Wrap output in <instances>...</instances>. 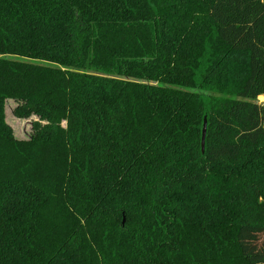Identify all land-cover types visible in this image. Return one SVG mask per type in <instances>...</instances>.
Instances as JSON below:
<instances>
[{"label": "trees", "instance_id": "1", "mask_svg": "<svg viewBox=\"0 0 264 264\" xmlns=\"http://www.w3.org/2000/svg\"><path fill=\"white\" fill-rule=\"evenodd\" d=\"M260 95L264 0H0V264H264Z\"/></svg>", "mask_w": 264, "mask_h": 264}, {"label": "rangeland", "instance_id": "2", "mask_svg": "<svg viewBox=\"0 0 264 264\" xmlns=\"http://www.w3.org/2000/svg\"><path fill=\"white\" fill-rule=\"evenodd\" d=\"M5 109V117L7 122L12 126L15 135L18 138H27L30 134V119H22L14 115L13 108L16 105L15 99H8ZM257 101L261 104H264V97L260 95L257 98Z\"/></svg>", "mask_w": 264, "mask_h": 264}, {"label": "water", "instance_id": "3", "mask_svg": "<svg viewBox=\"0 0 264 264\" xmlns=\"http://www.w3.org/2000/svg\"><path fill=\"white\" fill-rule=\"evenodd\" d=\"M207 126H208V121H207V117L205 116L204 120H203L202 132H201V148H202V152H204V150H205ZM124 221H125V218H123V223H124Z\"/></svg>", "mask_w": 264, "mask_h": 264}]
</instances>
